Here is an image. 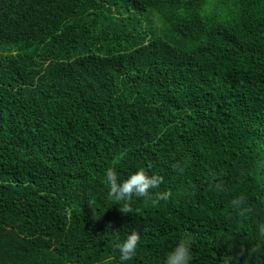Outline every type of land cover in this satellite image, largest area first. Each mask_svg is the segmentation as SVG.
<instances>
[{
  "label": "trees",
  "instance_id": "obj_1",
  "mask_svg": "<svg viewBox=\"0 0 264 264\" xmlns=\"http://www.w3.org/2000/svg\"><path fill=\"white\" fill-rule=\"evenodd\" d=\"M133 231L128 264H264V0H0V264H118Z\"/></svg>",
  "mask_w": 264,
  "mask_h": 264
},
{
  "label": "clouds",
  "instance_id": "obj_2",
  "mask_svg": "<svg viewBox=\"0 0 264 264\" xmlns=\"http://www.w3.org/2000/svg\"><path fill=\"white\" fill-rule=\"evenodd\" d=\"M104 175L110 189L109 195L113 200L121 202L119 205L122 212H131L128 202L133 200L134 197H144L146 202H151L153 194L150 189H157L161 183L160 177L149 176L143 168L131 173L122 183L118 181V173L112 167L107 168ZM158 195L160 199L168 198V194L165 193H158ZM239 204V200L234 201V205L238 206ZM115 238L117 241L115 249L118 253V264H128L137 255L141 243L140 234L133 231L132 234L127 235L126 239L121 240L119 233H117ZM258 240L259 244L256 251H264V231L261 232ZM192 245L193 242L190 237H181L172 250L166 254L163 264H191L193 260ZM244 251L242 247L241 254ZM112 259L113 257H106L101 261V264H111ZM232 260H236L238 264L239 258L229 255L224 264H229Z\"/></svg>",
  "mask_w": 264,
  "mask_h": 264
}]
</instances>
